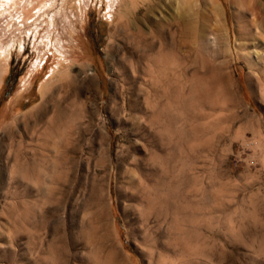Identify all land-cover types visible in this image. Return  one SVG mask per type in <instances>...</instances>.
<instances>
[{"label":"rangeland","instance_id":"1","mask_svg":"<svg viewBox=\"0 0 264 264\" xmlns=\"http://www.w3.org/2000/svg\"><path fill=\"white\" fill-rule=\"evenodd\" d=\"M175 17L185 62L204 81L221 66L230 95L149 126L144 222L127 185L137 138L109 98L122 57L155 73L152 58L179 52L156 33ZM263 62L264 0H0V264H264ZM83 64L96 89L86 110L105 138L74 129L55 196L49 160L37 155L26 175L15 154L44 90Z\"/></svg>","mask_w":264,"mask_h":264},{"label":"bare ground","instance_id":"2","mask_svg":"<svg viewBox=\"0 0 264 264\" xmlns=\"http://www.w3.org/2000/svg\"><path fill=\"white\" fill-rule=\"evenodd\" d=\"M155 26L160 27L158 24ZM170 27L166 31H164V28L160 30L158 28L156 33L161 39V44L168 46V44L173 43L176 49H179V52L171 55V52L168 54V51L163 50L159 58H152L155 73L148 72L146 66L144 69H142L143 67L140 68L143 65H140V62L138 63L133 58L131 60L129 57H122L123 59L121 58L117 62L120 70L118 79H121L122 83L120 82L121 85H118L119 87L115 89V92L109 98L110 101H113L114 96L120 97L121 105L115 108V113L121 114L119 121L124 127H127V135H133L137 138L136 142L129 146L131 149H126L127 156L131 157L128 162L129 177L127 185L130 190V197L136 202L137 210L144 222H148V210L154 204L148 196V172L144 162L146 158L143 153L149 126L159 118H167L173 106L180 108L186 102L189 103V108H194L200 101H204L207 96L213 97L215 95L216 99L217 96H221V98L228 100L230 95L227 78L223 75L221 69L219 70L221 66L206 68L209 71L208 78L205 81L203 78L202 80L195 60L192 59L190 64L188 61L185 62L183 49L187 47L185 37L187 31H183V25L177 17L173 19ZM172 27L175 28L172 29ZM216 30L217 26H214L212 33ZM172 37L176 39V42L170 39ZM168 38L170 40H167ZM216 39V36H214L210 41L211 44L215 43ZM156 42L158 41L156 40ZM149 46H154V44ZM135 53L137 54V52ZM144 57L147 56L144 55ZM92 73L93 71L83 64L79 66L77 73L62 77L54 86L47 87L44 90L40 105L26 115L22 121V135L29 138V141L25 144V149L15 154V158H19L20 155L24 158L21 169L26 175L35 169L34 157L37 155L41 159L49 160L51 163L50 169L53 171V182L56 185L53 189L55 196L56 194L58 196L61 190L60 186L64 183L61 176L65 173L66 146L70 143V137L74 129L76 127L81 129L79 132L80 137L92 133L91 135L95 139L97 137L101 140L105 138L100 123H94L97 120L96 114L86 110L87 105L91 104L88 103L96 99ZM260 80L262 81V79ZM12 132L14 133L13 129L8 131L7 136L11 135ZM5 147L4 150L6 151ZM109 256L113 261L112 255Z\"/></svg>","mask_w":264,"mask_h":264}]
</instances>
